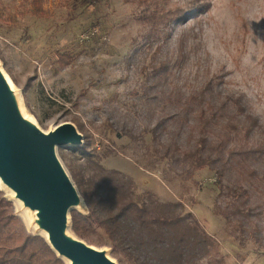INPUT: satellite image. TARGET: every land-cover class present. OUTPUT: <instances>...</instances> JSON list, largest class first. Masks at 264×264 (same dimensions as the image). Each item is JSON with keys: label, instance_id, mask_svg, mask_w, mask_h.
Masks as SVG:
<instances>
[{"label": "rangeland", "instance_id": "obj_1", "mask_svg": "<svg viewBox=\"0 0 264 264\" xmlns=\"http://www.w3.org/2000/svg\"><path fill=\"white\" fill-rule=\"evenodd\" d=\"M31 1L0 0V68L42 131L81 128L83 152L56 150L71 179L114 171L134 202L181 205L217 243L195 264H264V0H42V16ZM201 135L228 161L221 179L220 162L191 165ZM0 202L36 233L5 190ZM92 229L86 242L131 264Z\"/></svg>", "mask_w": 264, "mask_h": 264}, {"label": "trees", "instance_id": "obj_2", "mask_svg": "<svg viewBox=\"0 0 264 264\" xmlns=\"http://www.w3.org/2000/svg\"><path fill=\"white\" fill-rule=\"evenodd\" d=\"M149 1V0H144ZM29 12L34 16L44 15L42 0H32ZM86 2V0H84ZM61 68L69 66L73 59L66 56ZM82 90L80 95H84ZM82 132L81 128H77ZM198 147L190 154L194 169H203L220 162L222 169L215 167L221 179L228 169V161L215 149L205 152L207 139L197 138ZM72 151L83 152L81 147H69ZM264 150L260 145L259 153ZM264 153V152H263ZM172 159L174 158L171 156ZM174 160L173 164H176ZM80 196L86 205L87 214L70 212L71 230L79 238L87 241L92 235V226L102 230L109 240L112 250L131 264H195L217 248V243L207 235L198 222L189 214L186 217L182 206L160 203L149 198L148 203L138 204L131 198V181L117 172H111L101 181L94 183L81 174L72 173ZM222 189L220 190V194ZM232 195L246 205L249 193L242 187L231 189ZM148 197H150L148 195ZM10 206L11 201L1 199ZM0 207L3 206L1 205ZM253 210L248 211L252 214ZM16 218L0 209V264H65L55 255L49 245L39 235L18 230Z\"/></svg>", "mask_w": 264, "mask_h": 264}, {"label": "water", "instance_id": "obj_3", "mask_svg": "<svg viewBox=\"0 0 264 264\" xmlns=\"http://www.w3.org/2000/svg\"><path fill=\"white\" fill-rule=\"evenodd\" d=\"M82 145L83 136L71 122L44 132L25 118L17 93L0 68V183L28 212L35 235L57 258L67 264H117L105 248L71 230L70 212H88L56 150Z\"/></svg>", "mask_w": 264, "mask_h": 264}, {"label": "bare ground", "instance_id": "obj_4", "mask_svg": "<svg viewBox=\"0 0 264 264\" xmlns=\"http://www.w3.org/2000/svg\"><path fill=\"white\" fill-rule=\"evenodd\" d=\"M7 79H8V82L12 85V82L10 81V79H9V78H7ZM0 189L5 190L8 194H11L9 191H7V190L2 186L1 183H0ZM80 212L83 213V214H86L85 210H83V209H80ZM41 235L44 236L42 233H41Z\"/></svg>", "mask_w": 264, "mask_h": 264}]
</instances>
